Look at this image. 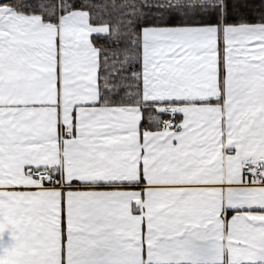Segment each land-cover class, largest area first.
<instances>
[{
	"label": "snow or ice",
	"instance_id": "1",
	"mask_svg": "<svg viewBox=\"0 0 264 264\" xmlns=\"http://www.w3.org/2000/svg\"><path fill=\"white\" fill-rule=\"evenodd\" d=\"M0 264H264V0H0Z\"/></svg>",
	"mask_w": 264,
	"mask_h": 264
}]
</instances>
